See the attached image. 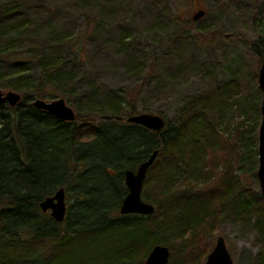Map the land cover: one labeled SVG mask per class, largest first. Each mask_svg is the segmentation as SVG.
Returning a JSON list of instances; mask_svg holds the SVG:
<instances>
[{
	"label": "trees",
	"instance_id": "16d2710c",
	"mask_svg": "<svg viewBox=\"0 0 264 264\" xmlns=\"http://www.w3.org/2000/svg\"><path fill=\"white\" fill-rule=\"evenodd\" d=\"M29 1L0 0V87L22 94L14 107L0 104V264H64L78 241L103 240L107 234L117 237V245L105 264H145L157 244L172 250L168 264H204L218 233L224 235V218L255 248L241 247L239 264H264V197L256 175L264 23L227 65L190 67L189 73L211 88L190 96L173 124L161 115L165 128L154 131L127 121L139 112L136 94L102 95L92 81L83 87L87 93L72 122L33 106L31 98L77 94L78 44L91 23H76L74 33L60 32L51 6ZM195 21L188 23L197 29ZM118 33L120 45L135 41L125 28ZM187 37L200 42L199 35ZM48 45L58 49L48 51ZM129 61L135 85L140 82L143 90L144 68L135 57ZM235 118L234 130L226 132ZM155 149L159 155L142 192L154 213L121 214L128 192L125 172ZM61 187L67 200L69 194L74 199L59 223L39 202Z\"/></svg>",
	"mask_w": 264,
	"mask_h": 264
},
{
	"label": "rangeland",
	"instance_id": "374dc122",
	"mask_svg": "<svg viewBox=\"0 0 264 264\" xmlns=\"http://www.w3.org/2000/svg\"><path fill=\"white\" fill-rule=\"evenodd\" d=\"M40 1L54 10L53 23L60 32L74 33L78 28H75L76 23L85 25L88 20L91 23L83 43L78 44L82 51L79 59L82 71L78 80L80 87L74 89L77 94L68 99L58 93L47 100L63 97L77 112L78 104L87 93L83 87L92 81L102 95L107 91L127 92L128 96L136 94L139 112L160 114L171 124L177 121L190 96L211 88L209 81L190 74L189 68L212 63L217 67L227 65V61L244 53L252 41L251 32L261 30L259 24L264 23V0H91L88 5H83L87 0ZM80 6L85 8L81 11ZM199 8H204L206 15L195 21V29L188 21ZM44 21L45 18H39L40 23L44 24ZM123 28L135 41L120 45L118 31ZM199 28L206 32L199 31ZM187 32L191 36L199 35L198 45L188 41ZM48 46V51L58 49ZM39 50L42 51L40 47ZM69 57L73 58L72 54ZM130 57H135L144 68L147 80L143 90L139 87L140 82L135 85ZM34 99L31 98V102ZM237 119L232 120L226 132L234 130ZM256 152L258 155V141ZM73 199V194H69L67 203ZM220 231L236 249L232 254L236 264H239L241 247L255 251L251 242L237 237L234 225L226 218ZM116 245L117 237L110 234L103 236V240L91 237L87 242L78 241L64 264H78L80 261L83 264L86 261L105 264L104 257L113 255L112 249Z\"/></svg>",
	"mask_w": 264,
	"mask_h": 264
},
{
	"label": "water",
	"instance_id": "95a60500",
	"mask_svg": "<svg viewBox=\"0 0 264 264\" xmlns=\"http://www.w3.org/2000/svg\"><path fill=\"white\" fill-rule=\"evenodd\" d=\"M206 13L205 9L199 8L193 15L194 20L202 18ZM258 87L263 97L260 106L261 122L258 130V168L256 175L258 178L260 191L264 197V54L258 73ZM22 100V94L8 90L4 91L0 88V104H8L11 107L16 106ZM33 106L47 111L54 117L62 121L72 122L76 118L75 110L67 104L65 98L58 97L50 100L36 98ZM127 121L133 124L144 126L154 131L164 129L166 125L165 119L159 114L148 112L137 113L127 118ZM159 155V150L155 149L135 170H127L125 172V183L128 192L125 195L120 206V213L126 214H142L151 215L155 211L153 204L145 201L142 197L144 181L147 176L148 169L153 165ZM40 208L44 212L50 211L51 217L61 223L65 220L67 214L66 190L64 187L59 188L52 195L46 196L39 202ZM172 251L169 246L157 244L148 253L145 264H168ZM204 264H236L228 243L223 235H218L215 245L207 255Z\"/></svg>",
	"mask_w": 264,
	"mask_h": 264
}]
</instances>
